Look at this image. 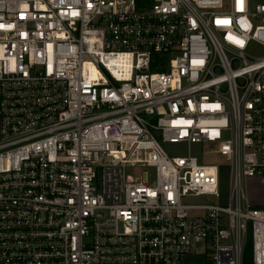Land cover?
<instances>
[{
  "label": "built area",
  "instance_id": "1",
  "mask_svg": "<svg viewBox=\"0 0 264 264\" xmlns=\"http://www.w3.org/2000/svg\"><path fill=\"white\" fill-rule=\"evenodd\" d=\"M253 46L252 0H0V264H264Z\"/></svg>",
  "mask_w": 264,
  "mask_h": 264
},
{
  "label": "rangeland",
  "instance_id": "2",
  "mask_svg": "<svg viewBox=\"0 0 264 264\" xmlns=\"http://www.w3.org/2000/svg\"><path fill=\"white\" fill-rule=\"evenodd\" d=\"M264 3V0H252V5L255 6L257 4ZM253 55H262L264 51L259 46H253L250 50ZM195 152V149H193ZM176 155H181L182 151H175ZM127 175L129 177H147L149 175L148 170H143L140 168H131L127 171ZM249 195L251 199L255 202H264V182L259 180H253L249 184ZM181 264H209L203 256L194 255L183 258Z\"/></svg>",
  "mask_w": 264,
  "mask_h": 264
},
{
  "label": "trees",
  "instance_id": "3",
  "mask_svg": "<svg viewBox=\"0 0 264 264\" xmlns=\"http://www.w3.org/2000/svg\"><path fill=\"white\" fill-rule=\"evenodd\" d=\"M244 264H253L252 263V246H251V243L248 244V246H247Z\"/></svg>",
  "mask_w": 264,
  "mask_h": 264
},
{
  "label": "crops",
  "instance_id": "4",
  "mask_svg": "<svg viewBox=\"0 0 264 264\" xmlns=\"http://www.w3.org/2000/svg\"><path fill=\"white\" fill-rule=\"evenodd\" d=\"M250 199H251V197H250ZM251 201L253 202V204H254L255 206H258V207H264V202H255V201H253V199H251Z\"/></svg>",
  "mask_w": 264,
  "mask_h": 264
}]
</instances>
